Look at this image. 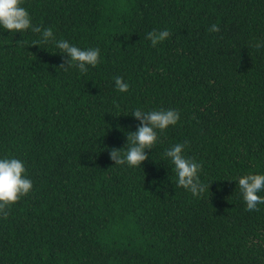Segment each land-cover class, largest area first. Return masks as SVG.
Wrapping results in <instances>:
<instances>
[{
	"label": "trees",
	"instance_id": "obj_1",
	"mask_svg": "<svg viewBox=\"0 0 264 264\" xmlns=\"http://www.w3.org/2000/svg\"><path fill=\"white\" fill-rule=\"evenodd\" d=\"M22 6L100 62L64 71L54 43L0 27V159L23 161L33 182L0 217V264H264V204L246 211L234 180L264 175V0ZM153 30L170 36L153 47ZM137 108L180 119L141 167L115 165L109 151L136 131ZM184 142L210 184L198 197L164 156Z\"/></svg>",
	"mask_w": 264,
	"mask_h": 264
},
{
	"label": "clouds",
	"instance_id": "obj_2",
	"mask_svg": "<svg viewBox=\"0 0 264 264\" xmlns=\"http://www.w3.org/2000/svg\"><path fill=\"white\" fill-rule=\"evenodd\" d=\"M24 0H0V27L9 32L23 33L30 30L39 34L40 39L32 41V45L54 43L59 53L65 57L60 69L68 71L76 68L81 73L88 72V66L96 67L100 62V50L98 48L81 49L70 44L67 40H56L51 27L43 28L32 23L29 12L22 6ZM219 27L213 24L210 32H219ZM170 36L168 30L149 32L146 39L151 41L153 47L163 42ZM16 43L23 47L26 41L19 40ZM261 43L255 47L261 48ZM115 88L123 93L129 90V84L122 77L115 78ZM119 107V105H117ZM131 116L139 121L136 131L128 132L127 143L123 148H113L109 151L110 159L115 165H127L128 167H141L148 160L146 149L151 150L159 140V133L164 132L169 126H175L180 113L174 109H160L144 111L135 109ZM187 142L176 143L167 149L164 156L173 165V171L177 177V187H182L191 192L194 197L202 195L205 190L209 192V185L201 182L199 172L201 164L184 155ZM239 193L246 205V211H258V205L264 204V196L258 195L264 191V175L246 174L235 177ZM33 188V182L27 177V170L23 161L17 158L0 159V217L7 219L11 207L22 197L27 196Z\"/></svg>",
	"mask_w": 264,
	"mask_h": 264
}]
</instances>
